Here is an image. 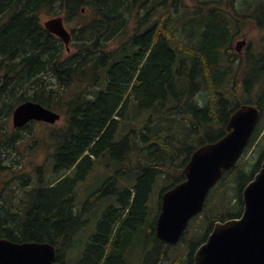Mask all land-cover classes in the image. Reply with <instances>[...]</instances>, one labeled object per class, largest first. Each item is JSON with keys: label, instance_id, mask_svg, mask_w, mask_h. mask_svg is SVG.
<instances>
[{"label": "trees", "instance_id": "obj_1", "mask_svg": "<svg viewBox=\"0 0 264 264\" xmlns=\"http://www.w3.org/2000/svg\"><path fill=\"white\" fill-rule=\"evenodd\" d=\"M250 1L255 0L243 3L247 6ZM224 4V0H0L4 119L29 100L62 116L60 127L35 142L34 148H45L51 162L36 168L29 154L26 159L27 153L20 152L24 138L17 133L22 129L8 134L0 128V239L49 243L64 264L83 227L75 210V184L95 166H109L113 172L107 189L116 185L120 190L116 181L130 182L114 194L119 195L122 212L129 206L133 209L128 224L129 218L136 221L133 212L140 204L148 209L159 179L162 191L184 179L192 153L222 137L239 106L255 105L263 115L264 91L253 98V85L242 78L246 84L241 92L238 74L252 68L253 51L250 47L243 57L234 54L232 41L240 28L236 18L220 8ZM42 11L51 17L61 15L64 24L82 17L67 29L68 51L61 39L43 28L38 17ZM255 66L264 74V55ZM30 125L23 129L29 131ZM260 134L261 128H256L246 152ZM22 156L28 164L22 163ZM263 160L264 153L249 175L251 162L241 158L209 192L205 211L190 221L185 232H194L187 240L188 264L216 221L242 213L241 190ZM49 168L52 176L45 181L44 169ZM100 197L94 192L88 202ZM159 207L160 203L157 213ZM121 215L112 208L105 212L106 221L98 223L97 235L76 264H120L126 250L116 242L125 228L123 224L117 228ZM156 217L148 224L154 225ZM197 232L203 235L197 238ZM168 249L163 247L154 264L168 259ZM182 256L171 264H185Z\"/></svg>", "mask_w": 264, "mask_h": 264}, {"label": "water", "instance_id": "obj_2", "mask_svg": "<svg viewBox=\"0 0 264 264\" xmlns=\"http://www.w3.org/2000/svg\"><path fill=\"white\" fill-rule=\"evenodd\" d=\"M43 27L61 39L69 50L71 37L61 17L45 21ZM236 50L240 52L239 45ZM260 115L256 106L241 105L230 116L224 136L192 153L183 169L184 180L162 195L155 227L157 239L170 246L179 242L188 222L203 211L209 191L242 156ZM60 118L57 112L26 101L15 107L11 123L13 128L30 122L53 125ZM241 200L240 216L214 223L206 241L196 249L193 264H264V160L241 190ZM0 264L60 263L54 246L49 243L19 244L0 239Z\"/></svg>", "mask_w": 264, "mask_h": 264}, {"label": "rangeland", "instance_id": "obj_3", "mask_svg": "<svg viewBox=\"0 0 264 264\" xmlns=\"http://www.w3.org/2000/svg\"><path fill=\"white\" fill-rule=\"evenodd\" d=\"M238 1V0H236ZM235 1V2H236ZM251 3V1H250ZM189 5H192V3L189 1L188 2ZM224 7H222L223 9ZM82 15L85 14V10L83 9L81 12ZM39 17V21L41 22V24H43L45 21L51 19L52 17H62L61 15H56V16H52L48 14L47 11H42L39 13L38 15ZM83 19L82 17H78L76 18L74 21H71L70 23H65V28L66 29H70L72 26L75 25V23L77 22H82ZM256 31L252 30L251 28H246L244 31V35L236 38L233 40L232 46H233V50L237 46H240V50L242 51V53L245 51V49L249 46V48L251 47L253 53L251 55L250 58V66L252 67L250 70H248L246 73H243L242 78L243 81L251 83V85H254L251 91V95L253 98L258 97L261 94V91H264V74L262 73V71L260 72L258 67L255 66L256 62L260 59V56L264 55V33H260L258 40H254V33ZM242 39L246 40V43L244 45L240 44V41ZM241 53V54H242ZM234 54H236V52L234 51ZM240 54V55H241ZM239 55V56H240ZM236 64L232 65V68L235 67ZM238 76L240 77V73L238 74ZM232 78H229L225 85L226 87L229 89L230 85H231V80ZM241 81L240 85H241V92L244 91V85L246 84L245 82ZM250 89V90H251ZM238 91V90H237ZM239 92V91H238ZM58 112V111H56ZM0 117L3 119L2 122H0V128L5 131L8 134H12L14 131H16L15 129H13L12 127V123H11V114L6 117L4 119V112L3 109L0 108ZM144 120L143 118H139L138 121H142ZM62 124V120L60 122H58L55 125H46L43 123H32L30 125L29 131L26 130H20L18 131L19 133L18 136L20 138H24L23 143L20 145V152H24L27 154H24L25 158L27 159V155H28V159L32 162L34 168L39 167L41 165H44L46 162L48 165L51 164L50 160L47 161V152L45 153V148L42 147H38V148H34L35 147V142L37 140H39V138H45L49 132V130L51 128H58L60 127ZM256 128H261V134L259 135V137L256 140V143H254V146H252L249 151L246 152L245 155H243L242 157V161L246 162L247 164H249L251 162V166L248 169V174L250 175L252 173V165H254L259 156L264 153V113L263 115H261L258 123H257V127ZM48 139L46 140V142L48 143ZM29 146H33L31 150H29V152H27V147ZM25 149V150H23ZM22 163L23 164H28L26 162V160L23 158L22 156ZM106 168V167H104ZM102 166H95L93 171L91 173H89L87 175V177L82 181L80 180L78 183H76L75 185V190H76V195H77V207L75 208V210L79 213H81V217L90 219V222L88 223V225L86 227L83 226L79 237L76 236L74 238V241H76V243L78 242V240L80 239V242L78 244L75 243V247H73L70 251H68L65 255L64 258V264H76L78 261V253L81 252V254L83 253L84 250V239L85 237H87L88 235H91L95 230H96V221L97 219H99V217L101 218L102 214L104 213V211L102 213H99V215L92 216V214H88L89 213V207H90V202H88V200L90 199L89 196H86L89 192L93 191L96 187H98L102 181H103V175L107 177V179L111 176H113V172L109 171H105L102 174L99 173L102 169H104ZM33 169L29 168V171L31 172ZM44 179L45 181H48V179L51 178L52 176V171L49 168V170L45 171L44 169ZM162 182L159 179L158 182L156 183V187L154 188V193L153 195L150 196V201H149V206L153 207L154 211H156V207L155 204L158 200V190L162 187ZM84 204V205H83ZM79 205H81L82 207L80 209ZM94 210L99 209V205H100V201L97 200L94 202ZM105 209H109L112 208L114 210V212L116 214L122 213V215L128 211V208L122 212L121 208L119 206V200H118V195H113L110 198V201L107 200L103 206ZM130 207V206H129ZM130 210V208H129ZM107 210H105L106 212ZM121 215V216H122ZM148 217L150 219H154V214H152L151 212L148 214ZM191 229V228H190ZM193 232V229L190 231ZM199 232L196 233V235H198ZM195 235V236H196ZM187 237L185 238V240L183 242H180L176 247H171L170 249V255H177L178 252H180L181 254L185 255V257L188 255V253L190 252V245L186 242ZM158 243H155L153 245V250H157L158 249ZM139 256H140V251L139 249H136L135 251V255H134V260H135V264H139ZM164 264V263H162Z\"/></svg>", "mask_w": 264, "mask_h": 264}, {"label": "flooded vegetation", "instance_id": "obj_4", "mask_svg": "<svg viewBox=\"0 0 264 264\" xmlns=\"http://www.w3.org/2000/svg\"><path fill=\"white\" fill-rule=\"evenodd\" d=\"M235 1L236 0H234L233 5L226 3L224 4L226 5V7L224 5H222V7H224L223 10L228 12V16L236 18V23L240 28L237 38L243 36L245 29L248 27L256 31L253 36L254 40H258L260 33H264V4L262 6L260 5L262 4L261 1L263 0L252 1L251 3H249L250 5L247 6L244 5L243 0H238L236 2ZM222 7L220 8L222 9ZM243 40L246 42L245 39ZM248 48L249 46L240 56H244ZM110 184H112L111 181H103L98 187L93 190L91 194H88L86 196H91L94 192L97 191L102 195L117 192V190L115 189H109V191L105 187L106 185ZM132 210L133 209H130L125 212L121 216L117 225V228H119V226L122 224L125 227L124 229H121L116 236L117 244H123L126 247L124 254L119 258L120 264H135L134 255L136 249H139L140 251L139 264H154L155 259L162 255L164 252L161 245H158L157 250H153V245L158 242L155 236V224H148V212L144 211L143 205L141 207V204L139 206V211L133 212V214L137 216L135 217L136 221L129 218V222L128 224H126L127 216L131 214ZM104 214L105 213L102 214L101 218L99 217V219H97V225L99 222L106 221V219L104 218ZM107 221L111 225L112 221L110 220V218L107 219ZM81 222L83 224L82 219ZM97 225L96 230L91 235L85 237V246L83 253L81 254L80 252V259L82 258V256H84L86 247L92 243V238L97 235ZM151 227H153V230ZM187 259L188 257L185 259V264H188Z\"/></svg>", "mask_w": 264, "mask_h": 264}, {"label": "bare ground", "instance_id": "obj_5", "mask_svg": "<svg viewBox=\"0 0 264 264\" xmlns=\"http://www.w3.org/2000/svg\"><path fill=\"white\" fill-rule=\"evenodd\" d=\"M30 21V20H29ZM32 25V24H31ZM78 30V29H77ZM33 31V30H32ZM35 31V30H34ZM34 33V32H33ZM36 34V33H35ZM211 143H213V142H211ZM183 175H184V173H183ZM184 180V179H183ZM2 207H3V205H2ZM7 208V210H8V207H6ZM129 208L130 207H128V210H129ZM4 209V208H3ZM9 211H10V209H9ZM81 215V214H80Z\"/></svg>", "mask_w": 264, "mask_h": 264}]
</instances>
